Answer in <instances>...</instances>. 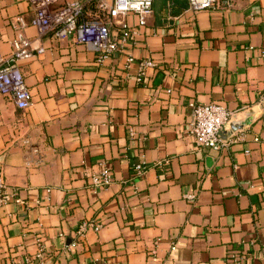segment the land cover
Segmentation results:
<instances>
[{"label":"crops","instance_id":"0c3cea01","mask_svg":"<svg viewBox=\"0 0 264 264\" xmlns=\"http://www.w3.org/2000/svg\"><path fill=\"white\" fill-rule=\"evenodd\" d=\"M79 1L85 18L108 20L102 0ZM126 19L137 26V14ZM19 37L35 53L18 61L33 104L19 109L0 92V171L27 204L0 206V264L41 248L47 264H230L235 254L264 264V0L199 11L154 0L136 42L103 62L93 43L41 30L28 1L0 0V51L12 54ZM145 57L158 65L139 81ZM191 101L253 120L224 132L222 148L199 147ZM101 162L113 180L96 192L83 170ZM83 221L101 228L78 236Z\"/></svg>","mask_w":264,"mask_h":264},{"label":"built area","instance_id":"2783aa9c","mask_svg":"<svg viewBox=\"0 0 264 264\" xmlns=\"http://www.w3.org/2000/svg\"><path fill=\"white\" fill-rule=\"evenodd\" d=\"M36 11V24L43 31H52L57 38L74 36L81 43H93L99 54L98 61L103 62L117 52H123L130 42H136L140 34V27L146 26L148 18L153 12L154 0H115L113 6L108 7L106 1H101L103 9L108 10V20L100 21L84 17V4L79 0H26ZM217 0H188L189 10L199 11L215 7ZM133 12L138 15L137 26L131 25L126 15ZM254 19V15L250 17ZM21 24H25L19 17ZM30 41L19 37L13 40L14 51L12 54H4L0 51V92L10 95L19 109H28L33 104L32 93L26 83L25 75L19 65V60L33 56L35 53L28 49ZM44 47L37 48V52H44ZM264 56V52L262 53ZM137 58L133 54L126 57V67L129 68ZM158 63L153 57H145L138 61L139 81L144 78L150 69L157 67ZM191 123L189 132L194 136L199 147H208L218 150L226 143L220 137V130L230 119L233 112L225 105L217 102L200 103L191 101ZM130 135L135 136L136 131L130 128ZM146 169L145 161L136 165L137 175H142ZM84 175L90 178L94 191L109 185L112 180L111 168L106 162H101L98 169L85 167ZM137 189V188H136ZM50 192L51 189L47 188ZM186 198L194 200L196 193H185ZM11 201L19 204H27L16 191L10 190L3 173L0 171V206ZM101 225L94 221H83L77 230V235H85L89 229L100 230ZM76 243L74 242L73 245ZM175 244L171 246L172 249ZM160 248V241L154 242L151 255L156 258ZM47 252L41 248L34 255L25 254L21 258L12 260V264H47ZM242 257L233 255L230 264H241ZM104 264H109L105 262Z\"/></svg>","mask_w":264,"mask_h":264},{"label":"water","instance_id":"95a60500","mask_svg":"<svg viewBox=\"0 0 264 264\" xmlns=\"http://www.w3.org/2000/svg\"><path fill=\"white\" fill-rule=\"evenodd\" d=\"M261 104H262V102H260L258 108L261 109V111H262L264 108H263V106H262L263 104H262V105H261ZM233 116H235V114H232V115H231L230 119L225 123V125L222 127V129H221L220 132H219L220 137H221V139H222L224 142H226V137L224 136V132H225L226 134H232L233 132H235V131H237V130H241V129H243V128L245 127V125H249V124L252 122V120H253V112H252V111H249V112L247 113V115H246V119H245V120H242V121H238L237 119H235V120H232V122H230V120H231V118H232ZM229 122L231 123V129H230V130H226V131H224L226 125H227ZM228 132H229V133H228ZM1 160H2V158H0V161H1Z\"/></svg>","mask_w":264,"mask_h":264}]
</instances>
